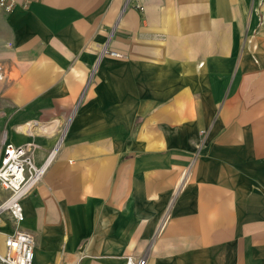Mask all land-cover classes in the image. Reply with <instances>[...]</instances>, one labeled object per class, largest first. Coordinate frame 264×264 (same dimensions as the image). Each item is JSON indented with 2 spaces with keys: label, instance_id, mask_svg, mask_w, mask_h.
<instances>
[{
  "label": "crops",
  "instance_id": "obj_1",
  "mask_svg": "<svg viewBox=\"0 0 264 264\" xmlns=\"http://www.w3.org/2000/svg\"><path fill=\"white\" fill-rule=\"evenodd\" d=\"M13 1L0 158L46 168L34 264H264V0Z\"/></svg>",
  "mask_w": 264,
  "mask_h": 264
},
{
  "label": "built area",
  "instance_id": "obj_2",
  "mask_svg": "<svg viewBox=\"0 0 264 264\" xmlns=\"http://www.w3.org/2000/svg\"><path fill=\"white\" fill-rule=\"evenodd\" d=\"M13 0H0V14L11 12ZM143 9V8H142ZM35 144L7 142L0 158V185L8 192L0 203V219L7 216L14 224L12 233H4V249L0 250L1 264H34L36 239L33 233L21 228L25 220L23 200L41 181L45 166L35 161ZM126 264H147L144 256H127Z\"/></svg>",
  "mask_w": 264,
  "mask_h": 264
},
{
  "label": "rangeland",
  "instance_id": "obj_3",
  "mask_svg": "<svg viewBox=\"0 0 264 264\" xmlns=\"http://www.w3.org/2000/svg\"><path fill=\"white\" fill-rule=\"evenodd\" d=\"M126 1H128L130 4H132V5H134L140 12H144V0H126ZM143 8V9H142ZM105 52H107V50H105ZM110 53V55H113V56H116L115 54H113V51H110L109 52ZM86 92V91H85ZM84 92L82 93V95H81V97H80V99L81 98H83L84 97ZM47 125H49V126H47V128L49 127L50 128V125H58L59 127V130L62 132L63 130H65L67 127H68V125H69V122H65V123H50V124H47ZM206 132L205 131H203V135L205 134ZM34 190V189H33ZM32 190V191H33ZM31 191V192H32ZM4 220H6L5 218H3Z\"/></svg>",
  "mask_w": 264,
  "mask_h": 264
}]
</instances>
